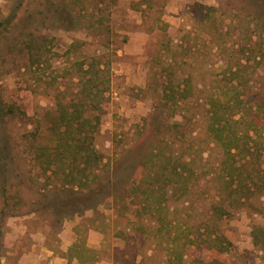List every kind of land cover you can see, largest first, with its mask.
I'll return each instance as SVG.
<instances>
[{"label":"rangeland","instance_id":"obj_1","mask_svg":"<svg viewBox=\"0 0 264 264\" xmlns=\"http://www.w3.org/2000/svg\"><path fill=\"white\" fill-rule=\"evenodd\" d=\"M67 1L74 14L83 16L80 28H55L45 20L31 25L39 29L38 35L54 38L47 79L40 82L28 71L27 51L3 59L5 48L0 52V84L29 116L37 117L55 108L56 91L69 98L77 93V62L85 61L87 68L94 55L107 63V119L95 145L104 154L118 199L104 201L62 226L49 214L6 218L0 264H25L28 254L44 252L42 245L61 254L76 242L91 241H99L96 264H168L167 238L178 228L184 232L202 226L214 204L229 212L221 219L222 230L234 244L228 263L264 264V248L255 246L251 235L255 227H264V195L242 206L228 198L221 170L226 156L207 130L215 92H228L232 86L243 91L255 120L264 121V26L257 17L260 12L264 16V0ZM18 2L0 0V16L17 10L13 22L20 30L38 2L24 0L19 9ZM75 41L83 44L69 52ZM58 72L63 74L55 81ZM168 83L188 88L189 96L177 105H165ZM34 129L9 122L7 132L21 144L17 153L25 148L24 135ZM260 130L264 134V125ZM260 154L264 162V150ZM186 163L193 176L190 192L183 196L158 183L160 217L142 209L145 196L134 192L135 176L156 181L163 178L165 166ZM26 196L34 198L29 191ZM184 252L187 264H197L198 249L188 246Z\"/></svg>","mask_w":264,"mask_h":264},{"label":"trees","instance_id":"obj_2","mask_svg":"<svg viewBox=\"0 0 264 264\" xmlns=\"http://www.w3.org/2000/svg\"><path fill=\"white\" fill-rule=\"evenodd\" d=\"M18 1L16 7L19 9L25 2ZM36 3V7L29 9L28 20L20 30L15 29L13 22L17 10L14 15L0 16V52L6 48L5 59L7 55L27 51L26 68L41 82L47 79L46 69L52 68V60L47 56H54V38L38 35L39 29L35 30L31 25L41 21L43 24L45 20L55 28L77 29L83 25V16L74 14L67 0H36ZM257 17L264 26L263 14L260 12ZM82 44L75 41L69 52ZM89 59L87 68L85 61L77 62L75 75L81 85L77 93L69 98L65 92L56 91L55 108L42 116H29L14 101L11 92L0 84V261L6 218L29 213L49 214L54 223L62 226L65 220L82 215L88 209L95 210L104 201L118 199L110 184L111 175L104 154L95 145V138L107 119L108 65L94 55ZM61 74L58 72L53 80ZM227 91L215 92L207 130L209 136L223 147L226 156L221 167L226 194L235 200L236 206H242L251 197L264 195V162L260 157L264 150V134L260 127L264 121L255 120L252 106L245 104L243 91L236 86ZM189 93L188 88L176 89L171 83L165 84V105H177ZM238 114L240 118L235 119ZM247 116L251 118L245 121ZM11 121L35 128L24 135L22 154L16 152L20 144L17 138L7 132ZM249 162H253L251 167ZM187 166V163L181 167L177 164L172 168L165 166L161 170L163 178L157 177L156 181L143 177V171L142 176H135L133 190L145 196L140 203L142 209L160 217L162 203L156 198L159 192L155 186L158 183L169 185L174 193L180 192L183 196L190 192L193 176ZM145 182L154 183L146 186ZM27 191L33 193V199H28ZM225 213H229L228 210L214 204L202 226L195 229L189 226L184 232L182 228L176 229L174 236L167 238L170 247L168 264H187L184 250L188 246L200 251L197 264H229L227 259L234 244L221 227ZM251 235L254 245L264 248V227H255ZM72 253L82 260L94 261L98 257V251L88 248L86 242H76Z\"/></svg>","mask_w":264,"mask_h":264},{"label":"crops","instance_id":"obj_3","mask_svg":"<svg viewBox=\"0 0 264 264\" xmlns=\"http://www.w3.org/2000/svg\"><path fill=\"white\" fill-rule=\"evenodd\" d=\"M92 236H94L91 233ZM75 245V243L72 246L66 247L64 249V252L61 254H56L55 250H51L50 248L43 246L41 247V250L44 252H33L27 255L26 258H24L25 264H64L63 261L67 262H74L76 261L79 264H96L99 261V241H91L86 243L88 248H92L98 251L97 259L92 261L89 259H80L77 256L73 255L72 253V247Z\"/></svg>","mask_w":264,"mask_h":264}]
</instances>
